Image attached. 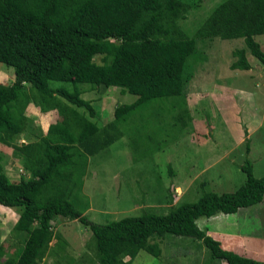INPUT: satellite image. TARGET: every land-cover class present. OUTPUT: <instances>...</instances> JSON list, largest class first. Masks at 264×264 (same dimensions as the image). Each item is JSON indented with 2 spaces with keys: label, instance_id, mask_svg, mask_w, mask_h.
Listing matches in <instances>:
<instances>
[{
  "label": "trees",
  "instance_id": "1",
  "mask_svg": "<svg viewBox=\"0 0 264 264\" xmlns=\"http://www.w3.org/2000/svg\"><path fill=\"white\" fill-rule=\"evenodd\" d=\"M187 7L184 0H0V62L14 71L10 84L0 82V141L19 152L30 174L12 181L0 157V205L18 210L12 231L23 235L11 254L0 246V264H40L53 239L54 249H63L66 240L53 230L57 217L88 227L95 264H131L140 250L159 257L168 233L200 240L212 259L226 264H261L222 248L196 223L264 201V176H255L249 158L241 165L246 179L232 192L202 190L197 200L166 213L148 211L105 223L83 214L88 204L80 192L89 157L119 139L122 125L135 114L157 116L170 97L185 103L184 85L194 74L190 59H202L197 42L241 38L245 47L232 52L236 59L230 68L250 69L249 52L264 72V51L256 40L264 35V0H223L191 36L177 23ZM81 84L116 86L136 98L118 104L113 118L99 126L77 109L85 108L90 117L96 113L81 97ZM32 101L42 112L58 109L62 118L45 134L15 144V136L27 133L24 111ZM183 111L175 115V127L183 126L184 116L191 119L186 104ZM245 145L247 153L249 139Z\"/></svg>",
  "mask_w": 264,
  "mask_h": 264
},
{
  "label": "rangeland",
  "instance_id": "2",
  "mask_svg": "<svg viewBox=\"0 0 264 264\" xmlns=\"http://www.w3.org/2000/svg\"><path fill=\"white\" fill-rule=\"evenodd\" d=\"M221 1L184 0L189 7L177 23L191 36ZM256 40L264 51V35ZM197 47L202 59H190L194 74L184 85L185 103L180 97H170L157 116L135 114L122 125L125 132L119 139L89 157L80 193L81 200L88 204L83 214L90 221L105 223L148 211L166 213L184 202L197 200L202 190L232 192L246 179L241 170L245 158L252 162L255 176H264V72L258 67L261 64L248 52L250 69L230 68L236 59L232 52L245 47L241 38L215 37L205 43L197 42ZM94 60L100 63L101 56L95 55ZM13 80V68L0 62V82L10 84ZM26 86L25 91L31 94V88ZM79 87L81 97L91 102L96 113L90 117L85 108L77 109L99 126L113 118L118 104L136 98L128 92L122 94L116 86ZM178 100L180 104L176 105ZM173 102L174 109L170 107ZM185 104L191 119L184 116L183 126L179 123V128L175 127L174 117L183 115ZM24 113L28 134L15 136V144L45 134L50 123H58L62 118L58 109L42 112L33 101ZM0 157L12 181L30 176L22 166L19 152L1 141ZM17 218V209L0 205V246L7 254L15 251L23 237L12 231ZM196 223L202 229L233 235L251 233L264 238V201L234 214L200 217ZM52 224L53 230L66 240V246L56 251L53 239L40 264H95L88 227L77 219L64 217H57ZM242 245L247 247V241ZM160 247L159 257L140 250L131 264H226L224 260L212 259L201 241L192 237L168 233Z\"/></svg>",
  "mask_w": 264,
  "mask_h": 264
},
{
  "label": "crops",
  "instance_id": "3",
  "mask_svg": "<svg viewBox=\"0 0 264 264\" xmlns=\"http://www.w3.org/2000/svg\"><path fill=\"white\" fill-rule=\"evenodd\" d=\"M205 230L209 235L221 243L222 248L242 256L251 257L260 261L261 264H264V238L251 233L249 235L234 233L233 235L210 228ZM243 241H247V247L242 245Z\"/></svg>",
  "mask_w": 264,
  "mask_h": 264
},
{
  "label": "water",
  "instance_id": "4",
  "mask_svg": "<svg viewBox=\"0 0 264 264\" xmlns=\"http://www.w3.org/2000/svg\"><path fill=\"white\" fill-rule=\"evenodd\" d=\"M259 68H261V66L258 65Z\"/></svg>",
  "mask_w": 264,
  "mask_h": 264
}]
</instances>
